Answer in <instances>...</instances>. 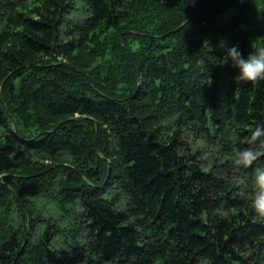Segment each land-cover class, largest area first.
Listing matches in <instances>:
<instances>
[{
    "label": "trees",
    "instance_id": "1",
    "mask_svg": "<svg viewBox=\"0 0 264 264\" xmlns=\"http://www.w3.org/2000/svg\"><path fill=\"white\" fill-rule=\"evenodd\" d=\"M225 45L264 0H0V264H264Z\"/></svg>",
    "mask_w": 264,
    "mask_h": 264
},
{
    "label": "clouds",
    "instance_id": "2",
    "mask_svg": "<svg viewBox=\"0 0 264 264\" xmlns=\"http://www.w3.org/2000/svg\"><path fill=\"white\" fill-rule=\"evenodd\" d=\"M227 64L231 61L232 66L238 70L237 82H260L264 81V47L252 50L246 57L238 46L227 47L225 45ZM252 141L255 147H247L239 150L234 158V163L243 168H252V182L255 185L253 206L259 216H264V165L258 164L264 157V126H257L252 133Z\"/></svg>",
    "mask_w": 264,
    "mask_h": 264
},
{
    "label": "rangeland",
    "instance_id": "3",
    "mask_svg": "<svg viewBox=\"0 0 264 264\" xmlns=\"http://www.w3.org/2000/svg\"><path fill=\"white\" fill-rule=\"evenodd\" d=\"M77 16L76 11L74 10L73 13L70 15V17H75ZM206 157L210 156V153L208 155H205Z\"/></svg>",
    "mask_w": 264,
    "mask_h": 264
}]
</instances>
